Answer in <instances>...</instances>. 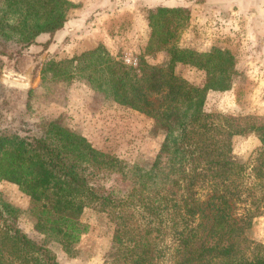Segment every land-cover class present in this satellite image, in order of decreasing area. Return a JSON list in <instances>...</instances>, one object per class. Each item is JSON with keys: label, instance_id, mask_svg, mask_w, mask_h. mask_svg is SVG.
I'll return each instance as SVG.
<instances>
[{"label": "trees", "instance_id": "trees-1", "mask_svg": "<svg viewBox=\"0 0 264 264\" xmlns=\"http://www.w3.org/2000/svg\"><path fill=\"white\" fill-rule=\"evenodd\" d=\"M74 6L72 0H0V46L12 43L21 52L49 34L43 43L48 48ZM190 17L183 6L150 9V36L138 66L102 43L45 60L43 83L83 82L143 112L163 143L151 161L128 163L96 148L61 117H40L35 134L1 133L0 181L30 196L35 227L45 240L24 231L19 209L0 201V264H62L49 242L56 238L73 253L90 231L81 218L87 208L107 212L115 223L116 250L108 264H264V243L251 236L255 220L264 216V124L206 112L208 91L230 89L242 72L229 49L178 46ZM160 52L167 61L148 60ZM178 63L204 70V85L180 76ZM1 74L0 67V87ZM251 132L260 145L248 165L236 155L234 140ZM93 167L119 174L128 187L119 193L92 185Z\"/></svg>", "mask_w": 264, "mask_h": 264}, {"label": "rangeland", "instance_id": "rangeland-1", "mask_svg": "<svg viewBox=\"0 0 264 264\" xmlns=\"http://www.w3.org/2000/svg\"><path fill=\"white\" fill-rule=\"evenodd\" d=\"M68 24L45 48L50 39L42 34L38 43L14 50L12 43L0 46V134L38 132L40 117L59 118L72 128L82 130L98 149L128 163H146L156 157L163 135L153 131V119L131 107L96 93L83 82L43 83L41 68L48 58L63 59L104 44L112 55L138 66L150 36L149 10L158 0H72ZM165 1V0H164ZM182 3L191 12L188 25L178 36L181 48L208 51L214 46L231 50L237 57L241 77L228 90H209L204 98L208 113L230 114L264 124V0H166ZM165 53L148 57L154 64L167 61ZM176 72L196 85H204L207 74L188 64L178 63ZM32 90V95H30ZM31 106L29 107L28 101ZM236 155L252 163L260 145L253 132L235 138ZM90 182L98 188L126 190L128 181L104 168L93 167ZM120 193V192H119ZM0 201L19 209L18 224L39 242L45 235L35 227L30 196L10 181H0ZM81 218L90 231L65 251L56 238L49 245L62 264H108L116 250L115 223L97 208H87ZM252 238L264 243V216L255 220Z\"/></svg>", "mask_w": 264, "mask_h": 264}, {"label": "crops", "instance_id": "crops-1", "mask_svg": "<svg viewBox=\"0 0 264 264\" xmlns=\"http://www.w3.org/2000/svg\"><path fill=\"white\" fill-rule=\"evenodd\" d=\"M156 4L159 5V6L160 5H165V6H179L182 3L171 4V3H168L166 0L165 1L164 0H158ZM67 24H68V22H67ZM62 30H64V29H62Z\"/></svg>", "mask_w": 264, "mask_h": 264}]
</instances>
